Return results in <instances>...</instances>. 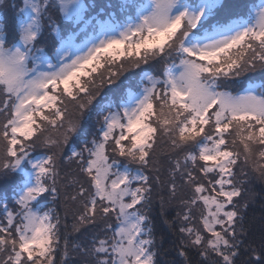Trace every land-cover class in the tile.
<instances>
[{
    "label": "snow or ice",
    "instance_id": "6c2138e0",
    "mask_svg": "<svg viewBox=\"0 0 264 264\" xmlns=\"http://www.w3.org/2000/svg\"><path fill=\"white\" fill-rule=\"evenodd\" d=\"M10 7V19L0 12V264H64L57 253L68 256L69 202L80 209L72 233L102 225L82 249L92 264H156L142 209L153 180L161 182L147 172L160 170L154 157L162 138L173 152L192 149L169 170L173 196L177 175L191 190L178 213L187 237L179 255L187 261L191 246L208 264H236L245 234L236 169L264 179V81L240 84L264 72V0H19ZM155 64L158 73L142 67ZM136 69L137 90L131 83L121 90ZM93 111L100 127L89 139ZM80 136V150L65 155ZM62 162L79 173L67 184ZM68 186L62 215L48 203ZM250 250L264 264V243Z\"/></svg>",
    "mask_w": 264,
    "mask_h": 264
},
{
    "label": "trees",
    "instance_id": "16d2710c",
    "mask_svg": "<svg viewBox=\"0 0 264 264\" xmlns=\"http://www.w3.org/2000/svg\"><path fill=\"white\" fill-rule=\"evenodd\" d=\"M98 3H104L106 0H97ZM225 3H245L249 0H224ZM13 3H19V0H3V6H0V12L5 13L8 18H11L12 11L11 5ZM52 15L55 18V12L52 11ZM47 35V34H46ZM153 66V65H150ZM150 66H142L149 69ZM139 72V69L133 70L132 74H126L135 76ZM126 78V79H127ZM139 75L135 76L129 82L124 79V84L121 86V90H126L129 83L138 80ZM133 80V81H132ZM132 81V82H130ZM264 81V72L257 70L256 72H250L240 78V84L247 86L249 82L261 83ZM239 85L232 86L230 90H234ZM104 93L111 95L108 89L104 90ZM100 127L97 122L95 111L92 113V119L85 124V128L88 129L89 136L96 133V130ZM84 136H80L78 139L74 138L68 146L65 148V155L70 154V151L74 148L79 151L82 147ZM192 150L191 148L185 149L183 152H173L165 139L158 140L156 147V155L154 159H159V172L149 170L147 174L151 177L159 175L161 182L157 183L153 180V191L151 193V200L144 210L147 211V215L152 222L153 236L155 238L154 250L156 251V264H208V262L199 255V251L191 246L185 249L188 253L187 261L184 257L179 255L182 241L187 242V237L179 232V228L183 226V221L179 218L178 213L183 215V206L181 200L187 199L191 195V190L187 185L181 184L180 177L177 175V191L175 196L169 190V170L173 166V161L177 158L183 159L185 152ZM43 149L37 147L36 154H39ZM178 153V154H177ZM180 156V157H179ZM135 165H133V168ZM241 169L243 171H241ZM237 180L243 181L242 194L240 197L235 198V203L240 208L241 215L243 217L244 235L239 238L244 241L241 247L240 253L236 258V264H255L251 248H256L259 252L262 243H264V179L260 178L250 168L239 165L236 169ZM61 176L63 180L62 184H67L73 176H79L77 166L74 163L62 162L61 164ZM82 179V177H81ZM4 188L3 180L0 179V190ZM73 188L68 186L61 190L60 198L56 203H51L54 207L63 215L64 209V196L73 192ZM246 205V206H245ZM70 211L67 217L66 223L69 225L67 229L62 228V232L70 233L68 235L69 250L68 256L63 257L62 250L57 253V260H64V264H92L93 257L90 254H86L82 249L90 246V240L94 233L99 232L101 224L96 226H87L80 233H72L71 225L73 223L74 215L80 210L78 203L69 202ZM197 216L199 215V209L196 210ZM115 223L114 220L110 221ZM239 231V229H238ZM103 235V233H101ZM79 245V247H74Z\"/></svg>",
    "mask_w": 264,
    "mask_h": 264
},
{
    "label": "rangeland",
    "instance_id": "374dc122",
    "mask_svg": "<svg viewBox=\"0 0 264 264\" xmlns=\"http://www.w3.org/2000/svg\"><path fill=\"white\" fill-rule=\"evenodd\" d=\"M10 1H13V0H10ZM159 68H160V65L159 64H155V65H153V66H150V68L149 69H146V68H144L146 71H152V72H156V73H158V71H159ZM141 74V72L139 71H137V74L135 75V76H137V75H140ZM135 76H131V75H129V77L126 79V81L127 82H129V80H131V79H133ZM133 81V80H132ZM132 81H130V82H132ZM136 84H137V80L136 81H134L133 83H132V86H133V90H137L136 89ZM163 139V138H162ZM178 154V153H177ZM180 157V156H179ZM181 158V157H180ZM133 167V166H132ZM162 181V180H161ZM42 203H44L45 201H41ZM48 207H54V205H52L51 204V202H49L48 203ZM142 210H144V209H142Z\"/></svg>",
    "mask_w": 264,
    "mask_h": 264
}]
</instances>
